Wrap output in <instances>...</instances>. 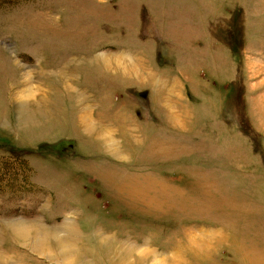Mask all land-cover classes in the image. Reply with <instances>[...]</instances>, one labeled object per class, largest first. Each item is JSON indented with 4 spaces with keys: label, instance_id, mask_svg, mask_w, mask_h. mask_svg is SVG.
I'll use <instances>...</instances> for the list:
<instances>
[{
    "label": "rangeland",
    "instance_id": "1",
    "mask_svg": "<svg viewBox=\"0 0 264 264\" xmlns=\"http://www.w3.org/2000/svg\"><path fill=\"white\" fill-rule=\"evenodd\" d=\"M0 264H264V0H0Z\"/></svg>",
    "mask_w": 264,
    "mask_h": 264
}]
</instances>
